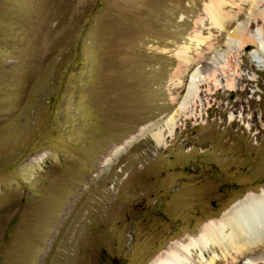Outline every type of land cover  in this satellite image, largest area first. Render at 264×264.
<instances>
[{
  "label": "rangeland",
  "instance_id": "rangeland-1",
  "mask_svg": "<svg viewBox=\"0 0 264 264\" xmlns=\"http://www.w3.org/2000/svg\"><path fill=\"white\" fill-rule=\"evenodd\" d=\"M206 2L0 0V264H152L261 193L264 59L228 40L264 20L234 0L220 30ZM154 121L160 142L139 134ZM258 249L208 243L190 264Z\"/></svg>",
  "mask_w": 264,
  "mask_h": 264
},
{
  "label": "bare ground",
  "instance_id": "bare-ground-1",
  "mask_svg": "<svg viewBox=\"0 0 264 264\" xmlns=\"http://www.w3.org/2000/svg\"><path fill=\"white\" fill-rule=\"evenodd\" d=\"M242 1L247 2L249 8L254 11V15L264 20V7L261 8L264 0ZM233 3L234 0H208L205 3L204 10L212 25L220 28V30L227 29V26L230 23L232 24V21H235L237 13H232L227 9L230 4L233 7ZM249 22L251 20L238 23L235 29L229 32L228 46H234L238 50L243 48L247 41H253L259 46V49L255 50V53H258V57L264 59V31L260 30V34L259 32L248 33L246 28ZM187 52V48L183 46L178 53L180 54L184 70L190 61V56ZM194 80L195 76H192L189 92L193 91ZM182 102L178 106V111L186 103ZM173 115L169 114L167 119L164 120V128L167 127L171 131L173 130L172 125L175 122V115ZM157 123L154 121L151 125H143L139 129V134H149L157 142H160L161 137H163L164 128L157 127ZM120 147V145L114 146L112 153L114 155L116 153L117 155ZM111 156L113 155L111 154ZM208 243L220 246L226 255L231 251L249 255L250 252L259 248L256 255L250 256L264 259V188L259 195L248 192L245 198L238 202L235 201L218 219L207 220L196 237H189L187 242L170 244L166 251L155 257L152 264H190L192 260L190 256L191 249L199 247L202 250Z\"/></svg>",
  "mask_w": 264,
  "mask_h": 264
}]
</instances>
